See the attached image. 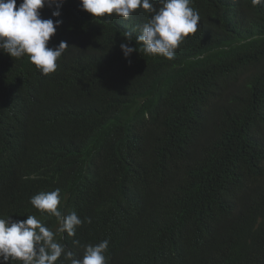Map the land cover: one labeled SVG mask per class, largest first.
<instances>
[{
	"label": "trees",
	"instance_id": "obj_1",
	"mask_svg": "<svg viewBox=\"0 0 264 264\" xmlns=\"http://www.w3.org/2000/svg\"><path fill=\"white\" fill-rule=\"evenodd\" d=\"M190 6L173 60L137 42L149 13L93 19L78 0L40 10L61 21L48 47L69 46L54 73L0 53L1 218L56 232L30 198L59 188L92 221L60 233L74 258L107 239V264H264V4Z\"/></svg>",
	"mask_w": 264,
	"mask_h": 264
},
{
	"label": "clouds",
	"instance_id": "obj_2",
	"mask_svg": "<svg viewBox=\"0 0 264 264\" xmlns=\"http://www.w3.org/2000/svg\"><path fill=\"white\" fill-rule=\"evenodd\" d=\"M65 0H22L17 7L16 0H0V53L12 59L27 57L43 75L54 73L57 61L69 46L61 41L55 48L48 47L51 37L60 26V20L42 19L40 10L44 6H55L53 17L60 15V7ZM81 9L93 19H109L113 16L127 19L138 10L150 14L136 37L146 55L159 56L167 60L175 58L180 44L198 30L199 13L194 10L191 0H158L156 8L152 0H78ZM254 6L264 4V0H251ZM126 42L120 49L127 59L137 49L130 47L132 33H124ZM31 205L41 215L47 214L58 222L57 231H52L34 215L25 220L12 221L0 217V264L10 260L20 264H56L63 256L70 264H107V239L84 246L82 255L73 257L66 251L64 241L74 237L82 224H90L91 218L82 220L76 212L64 215L58 208L61 204L60 189L41 192L30 198ZM60 233H66L64 236ZM78 243V241H74ZM17 262L15 264H17Z\"/></svg>",
	"mask_w": 264,
	"mask_h": 264
},
{
	"label": "bare ground",
	"instance_id": "obj_3",
	"mask_svg": "<svg viewBox=\"0 0 264 264\" xmlns=\"http://www.w3.org/2000/svg\"><path fill=\"white\" fill-rule=\"evenodd\" d=\"M79 235V234H78ZM76 236V235H75Z\"/></svg>",
	"mask_w": 264,
	"mask_h": 264
}]
</instances>
